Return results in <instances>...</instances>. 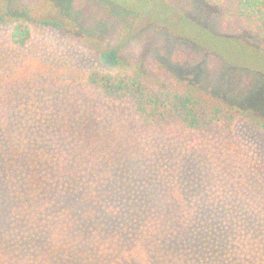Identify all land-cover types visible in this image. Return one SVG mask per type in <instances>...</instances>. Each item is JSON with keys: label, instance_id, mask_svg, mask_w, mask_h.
<instances>
[{"label": "rangeland", "instance_id": "374dc122", "mask_svg": "<svg viewBox=\"0 0 264 264\" xmlns=\"http://www.w3.org/2000/svg\"><path fill=\"white\" fill-rule=\"evenodd\" d=\"M109 1L0 0V264H264V30L205 0ZM110 48L233 107L232 135L146 128L79 87Z\"/></svg>", "mask_w": 264, "mask_h": 264}, {"label": "trees", "instance_id": "16d2710c", "mask_svg": "<svg viewBox=\"0 0 264 264\" xmlns=\"http://www.w3.org/2000/svg\"><path fill=\"white\" fill-rule=\"evenodd\" d=\"M205 1L217 6L227 18L236 20L248 29L264 30V0ZM0 21H5L3 14L0 15ZM41 24L56 30L62 29V24L56 20H43ZM29 39V27L17 22L11 35L12 46L24 48ZM99 59L102 70L82 72L75 82L101 99L128 104L131 114L144 127H176L183 131L216 132L221 137L232 135L237 116L233 107L208 96L186 81H172L166 85L159 83L157 79H161L166 73L157 63L145 65L142 61H129L122 58L117 48L102 50ZM9 77L10 74L7 73L6 79L0 82V90L13 89ZM4 96L7 95L0 96V104L6 101ZM0 109L7 108L3 106ZM7 113H0L3 116L1 126L8 124ZM261 128L264 130V124ZM10 156L14 159L18 155L14 153ZM28 180L29 178L26 179L29 192L39 195L42 190L39 177L33 175ZM168 221L164 225L160 224L166 232L171 229ZM65 232L68 231L65 229Z\"/></svg>", "mask_w": 264, "mask_h": 264}]
</instances>
